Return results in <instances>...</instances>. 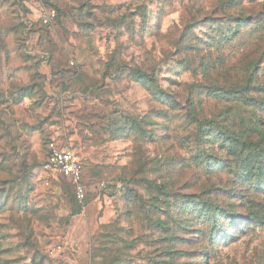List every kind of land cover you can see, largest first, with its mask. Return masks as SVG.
<instances>
[{
  "label": "rangeland",
  "instance_id": "1",
  "mask_svg": "<svg viewBox=\"0 0 264 264\" xmlns=\"http://www.w3.org/2000/svg\"><path fill=\"white\" fill-rule=\"evenodd\" d=\"M0 264H264V0H0Z\"/></svg>",
  "mask_w": 264,
  "mask_h": 264
},
{
  "label": "built area",
  "instance_id": "2",
  "mask_svg": "<svg viewBox=\"0 0 264 264\" xmlns=\"http://www.w3.org/2000/svg\"><path fill=\"white\" fill-rule=\"evenodd\" d=\"M53 13V10H48L43 13V16L48 18ZM82 171L81 158L70 145L60 143L55 138L47 142V158L41 165L44 186L50 188L54 182L60 183L61 181L69 180L76 198L82 201L85 198Z\"/></svg>",
  "mask_w": 264,
  "mask_h": 264
},
{
  "label": "trees",
  "instance_id": "3",
  "mask_svg": "<svg viewBox=\"0 0 264 264\" xmlns=\"http://www.w3.org/2000/svg\"><path fill=\"white\" fill-rule=\"evenodd\" d=\"M208 124H209L210 127H211V126H218V123H217V121H215V120H209V121H208ZM46 158H47V143H46V155H45V160H46ZM45 160L42 162V164L45 162ZM81 161H82V160H81ZM42 164H41V165H42ZM62 182H64V181H61L60 183H55V182H54V183L52 184V187H50L49 189H51V190H55L56 187L60 188Z\"/></svg>",
  "mask_w": 264,
  "mask_h": 264
},
{
  "label": "crops",
  "instance_id": "4",
  "mask_svg": "<svg viewBox=\"0 0 264 264\" xmlns=\"http://www.w3.org/2000/svg\"><path fill=\"white\" fill-rule=\"evenodd\" d=\"M93 206H91V210L90 211H93L95 209V204H92Z\"/></svg>",
  "mask_w": 264,
  "mask_h": 264
}]
</instances>
